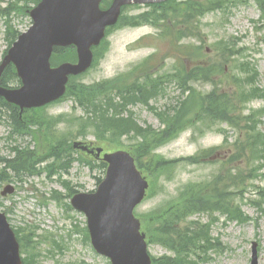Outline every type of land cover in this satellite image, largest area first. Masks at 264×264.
<instances>
[{
	"label": "rangeland",
	"instance_id": "rangeland-1",
	"mask_svg": "<svg viewBox=\"0 0 264 264\" xmlns=\"http://www.w3.org/2000/svg\"><path fill=\"white\" fill-rule=\"evenodd\" d=\"M185 1L187 0H176V3ZM226 1L230 6L225 12L219 10L206 12L197 19L196 35L198 38L192 37L183 40L185 46L188 47L184 49L191 51L193 46L200 47L195 51L201 50L204 58L210 61L209 65H217L221 60L217 56L218 51L222 53L220 66L224 68V72L216 76L215 79L222 77L224 91H230L229 84L232 76L241 79L235 86L237 91H247V86L242 83V77L247 71L254 74L257 71V81L264 91V0ZM207 2L209 0L204 1V7ZM10 4H12L10 15L7 17L0 14V62L8 49L6 38L8 26H10L9 30L19 33L27 30L31 24L23 2L0 0L2 9L9 7ZM146 10L148 7L138 6L126 11L123 23L128 19L129 25L109 31L99 51L100 57L79 78L80 82L88 84L109 80L118 74L125 76L135 65L143 62L154 64L162 61L163 63L156 69L157 74L167 75L172 70L175 59L170 55L168 35L160 36L159 33L164 27L174 31L180 25L172 24L173 14L165 16L157 23L134 18ZM133 22H137V24L132 25ZM69 53H71L69 49L63 52L65 55ZM152 53H156L155 56L146 60ZM190 63L189 60L188 65ZM241 63L247 67H241ZM9 81L7 80L12 86L19 84L14 79H9ZM196 87L202 91L211 88L209 84L205 83H196ZM177 95H179V89L172 82L166 85L164 95L160 94L156 98L150 99L149 103L156 106V110H163L172 106L173 103L176 104ZM195 98L193 97L192 101ZM242 106L245 107V110L264 108V98L253 97ZM129 109L135 113V117L141 125L159 126L155 114L146 105L138 103L130 105ZM10 111L8 106L0 102V159L7 157L9 162H13L15 155L13 147L15 146L21 149L27 148L34 153H44L48 148L44 129H36L34 128L36 126H32L29 135L11 133ZM83 113L84 110L81 111L79 107H75L72 98L66 97L43 109L26 111L23 116L38 118L42 123H46L44 127L52 123V130L56 134L63 135L70 145L75 140H81L91 141L94 145H102L104 148L110 149L111 147L108 146H112L111 143H99L91 129L85 135L80 134L81 120L84 119L81 118ZM58 115L62 116L59 123L55 121L59 117ZM259 121L262 123H259L258 129L264 133V117H260ZM129 125L134 131H140L136 123L129 122ZM219 125L225 126V123ZM131 136H134L133 132H131ZM222 138L223 135L214 130H207L200 134L193 133L188 129L181 132L175 140L158 148L157 152L168 159L190 156L199 153L202 149L220 145ZM233 138L234 132L231 131L229 141H232ZM119 140L128 145L131 143V140L125 136ZM71 153L74 156L82 154L79 151ZM223 153H226V148L215 149L208 159L197 164L178 160L170 175L171 180L168 177L170 173L163 175L161 172L153 170V186L151 185L150 195L136 208L135 214L140 217V215L174 200L179 190L192 181H196L198 184L204 183L212 174H218ZM86 157L95 163L93 170L81 162H73L68 172H64L61 176L54 175L53 179L47 178L46 173H41L32 177H24L21 182L8 179L0 184V211L7 215L13 229L18 227L32 229L35 235H38L36 239L42 242L40 247L43 252L37 260L40 261V264H110L107 258L94 251L89 240H84L83 229L86 226L84 214L72 209L67 211L64 204L68 203L69 199H65L63 196L59 198L60 194L67 192L64 183H68L77 191H90L96 188L97 179L103 178V169L97 166L99 162L90 156ZM260 165L263 166L260 171L263 176L250 181L246 187L245 195L252 196L247 199L248 201L243 200L240 206V211L247 217V220L243 223H238L235 220L227 222L224 217H219L212 228V234L220 240L222 252L212 251V259L209 262L200 261L196 264H253L251 256L254 243L256 244V264H264V198L259 196L260 192L264 193V162L258 164V166ZM8 174L13 175L11 171ZM6 185H12L14 190L6 195H1V191ZM52 196L57 197L58 200L52 199ZM201 217L204 220L207 218L205 215H201ZM46 236L55 238L59 241V245H55L50 239L46 240ZM148 247L150 253L155 256L165 252L160 245L151 244ZM23 255L26 254L23 253Z\"/></svg>",
	"mask_w": 264,
	"mask_h": 264
},
{
	"label": "trees",
	"instance_id": "trees-1",
	"mask_svg": "<svg viewBox=\"0 0 264 264\" xmlns=\"http://www.w3.org/2000/svg\"><path fill=\"white\" fill-rule=\"evenodd\" d=\"M17 1L23 2L25 8L26 6L28 8L39 0ZM199 2L187 0L183 3H176V0H168L148 4L151 7L150 12L141 17L146 22L157 23L158 20L165 16L173 14L171 19L172 24L180 26L175 30L173 35L168 32L169 29L165 28V31L176 39L186 36L190 37L196 34L193 22L207 9L215 8L214 6H209L207 3L204 7V1ZM209 3L212 5L214 0H209ZM133 24H137V22H133ZM13 40L14 37L9 42ZM64 51L65 49L62 48L56 49V53L59 56V58L58 56L56 57V60H71L75 58V53L72 49H70L71 53L67 55L63 54ZM220 64L221 61L217 65L211 64L205 68L192 70L195 78L202 77L205 80H209L214 84V88L208 94L203 95L194 88L188 87L187 91L189 93L177 105L176 117H174L173 121H168L176 125L169 124L166 130L160 132L146 131L142 128H139L140 131H133L129 125V118L122 115L128 101L143 99L138 94L145 93L146 89L147 95L149 94L150 88L146 86L147 82L137 85V87H142L140 89H133L134 87L130 89L129 87L125 88L123 76L117 77L112 82L103 81L88 85L74 82L72 78L69 81L66 94L73 98L76 104L84 110V115L81 116L84 119L81 120L80 134L85 135L91 129L92 134L100 141L110 142L114 146L121 143L119 140L120 136H130V132L133 131L137 142L134 144L132 152L139 163L138 165L147 171L156 170L160 172L171 166V163L169 165V162L163 161L161 157L152 155V150L173 136H176L180 128L182 129L187 124L204 116L212 121L226 120L232 127H236L239 130L241 139L235 142L234 147L235 149L238 148L240 155L234 159L240 158L244 163L251 164L254 160L253 155L264 151V134L257 130L256 122L252 121L251 116L241 118L236 114V102L242 98L246 100L248 97L254 96L257 89L250 88L249 91L241 90L240 92L236 88L230 89L228 92L220 89L218 84H221V81H214L216 75L223 73L224 68ZM179 73L180 77H189V72L184 68L183 72L179 71ZM6 74L8 78L12 77L19 82L12 65L6 67L4 76L0 78L4 85L7 82ZM147 80H149V77H147ZM236 80L238 79L233 77V81ZM149 84H151L149 86L151 87L156 82L151 81ZM235 85L236 82H233L229 84V87L232 88ZM193 97L196 98L192 101ZM0 102L3 105H7L11 110L9 116L13 121V127L16 131L29 132L32 126H36L34 128L44 129V137L48 142V148L44 153H34L27 148L20 150L15 148L16 157H14L13 162H9L10 160L6 161L5 170L3 172L0 171V183L4 181L3 174L9 166L19 176L22 172L34 170L36 164L47 157L52 158V161L45 169L51 172L56 169L67 171L75 158L72 156L71 146L64 136L56 134L52 130L53 124L50 123L44 127L46 123H42L38 118H34V116H22L24 118L23 121L14 105L6 103L2 98H0ZM55 121L60 122L61 117H58ZM145 157L146 159H144ZM77 159L84 160L82 157H78ZM232 160L230 159L229 162ZM100 166L103 167L104 163H101ZM244 177L243 170H237L232 173L230 168H226L217 176L214 182L186 185L174 200L144 215V227L148 232L149 239L151 238L163 244L174 253L172 257L164 256L153 260V264H185L193 255L199 256V252H204V247L211 243L209 226L202 225L203 223L199 220H189V217L196 213L211 214L215 211L233 217L241 215L239 207L235 205V193L230 192L229 186L239 187L244 183ZM24 237L25 239L28 238L27 235ZM34 260H30L29 263L31 264Z\"/></svg>",
	"mask_w": 264,
	"mask_h": 264
},
{
	"label": "water",
	"instance_id": "water-1",
	"mask_svg": "<svg viewBox=\"0 0 264 264\" xmlns=\"http://www.w3.org/2000/svg\"><path fill=\"white\" fill-rule=\"evenodd\" d=\"M155 1L160 0H114L108 9L101 10L100 0H41L29 12L32 26L19 35L0 65L1 72L12 62L22 86L8 89L0 85V96L21 110L56 100L64 93L68 76L90 65L91 46L99 43L107 25L116 22L121 5ZM70 44L76 46L77 62L51 67L53 47ZM73 147L86 149L80 142ZM96 150L98 155L101 149ZM103 159L108 166L97 190L75 194L71 204L85 212L93 246L109 256L112 264H151L144 234L139 232L140 222L133 215L147 182L127 152L106 153ZM5 192L6 189L2 193ZM0 264H21L18 243L3 213H0Z\"/></svg>",
	"mask_w": 264,
	"mask_h": 264
}]
</instances>
